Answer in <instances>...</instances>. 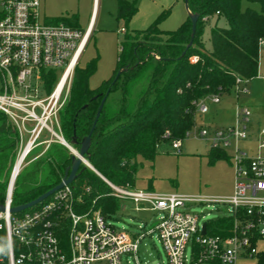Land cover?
<instances>
[{
    "label": "built area",
    "instance_id": "1",
    "mask_svg": "<svg viewBox=\"0 0 264 264\" xmlns=\"http://www.w3.org/2000/svg\"><path fill=\"white\" fill-rule=\"evenodd\" d=\"M90 31V26L80 30L62 21L51 22L43 15L40 0H0V112L18 132L17 158L21 156L22 161L36 147L43 152L51 143L64 145L58 112L68 97L72 71ZM261 43L264 39L259 40ZM195 60L194 56L190 58L191 62ZM51 69L59 73L57 79L50 91L43 89L46 94L39 98L34 83L40 81L44 86L42 71ZM246 83V79L235 78V100L239 93H247ZM219 97L213 94L198 99L194 102L196 112L206 113L205 99L218 103ZM249 116L246 105L236 104L233 124L212 130L198 127L195 132L207 139L211 148L232 150L229 158L234 178L227 196L155 194L104 180L114 197L132 202L136 209L157 213L155 224L148 228L139 225L133 233L114 227L98 209L77 213L70 184L63 185L39 206L12 213V189L8 185L0 202L4 205L0 211V248L5 250L0 254V264H122L123 256L127 264L130 259L134 264H145L138 249L147 236L159 242L165 264H231L238 256L256 254V242L264 239V129L257 131V153L250 156L238 146L248 137ZM188 135L189 130L183 137ZM167 136L165 131L163 137ZM169 144L179 152L181 138ZM83 190L87 192L89 187ZM202 203L227 206L224 215L232 218L227 236L207 234L206 225L204 234L200 233L202 212L188 207Z\"/></svg>",
    "mask_w": 264,
    "mask_h": 264
},
{
    "label": "trees",
    "instance_id": "2",
    "mask_svg": "<svg viewBox=\"0 0 264 264\" xmlns=\"http://www.w3.org/2000/svg\"><path fill=\"white\" fill-rule=\"evenodd\" d=\"M242 1L256 3L258 9L242 7ZM187 8L198 14L192 43L187 49L191 32L188 16L174 30L161 31L152 23L127 36L112 76L96 88L87 84L93 63L84 68L77 65L73 70L68 97L58 117L62 138L78 149L108 89L85 158L100 175L117 186H133L137 155L152 158L162 142L183 138L193 125L195 101L213 94H229L237 76L248 81L256 75L259 40L264 39V0H187ZM133 12L132 5L119 2V18L127 19ZM211 15L223 18L225 25L215 23L211 27L210 47L205 50L202 35L208 21L202 18ZM54 20L72 27L77 25L72 17ZM150 52H155L158 58L154 59ZM191 55L196 56L194 62L189 61ZM121 67L127 68L111 84ZM42 77L48 92L57 79V72L43 70ZM141 79L145 83L128 110V95ZM165 131L167 137H163ZM18 142L17 130L0 112V202ZM211 149L224 153L220 148ZM41 156L22 174V169L16 174L11 196L13 205L30 201L59 183L70 165L72 153L65 145L54 142ZM70 185L75 198L82 190L81 185L89 187V191L81 192L82 202L73 203L77 213L99 208L109 220L120 206V199L111 195V189L87 167ZM48 199L49 196L34 207ZM231 224V216L216 215L206 220L207 234L225 237ZM256 254L258 264L264 263V250Z\"/></svg>",
    "mask_w": 264,
    "mask_h": 264
},
{
    "label": "rangeland",
    "instance_id": "3",
    "mask_svg": "<svg viewBox=\"0 0 264 264\" xmlns=\"http://www.w3.org/2000/svg\"><path fill=\"white\" fill-rule=\"evenodd\" d=\"M120 1H125L134 7V12L127 19L118 17V4ZM241 5L242 7L248 5L258 9L256 3L242 1ZM40 9L46 15H62L64 18L72 17L76 19L77 28L84 30L92 9V0H40ZM186 17L187 12L184 0H96L90 35L75 66L78 65L84 68L87 64L93 63L94 69L87 77V84L90 88H96L112 76L127 36L132 35L135 31L148 28L152 23H155L161 31L174 30ZM208 17V22L203 28L202 35V43L205 50L210 47L209 33L211 27L215 23L221 26L225 25L223 18L215 15ZM51 22L58 21L51 19ZM150 54L154 59L158 58L155 52H150ZM193 56L196 59L195 55H191L189 61ZM139 82L131 88L128 95V110L133 107L138 91L143 87L145 80L141 79ZM34 84L37 88V97H43L46 93H44L42 82L39 81ZM2 85L3 78L0 74V92ZM246 88L247 93H239L237 100H235V93L233 92L220 95L218 103H212L205 99L208 110L203 114L195 113L193 125L189 129V135L181 138L179 152H175L168 142H162L156 148V153L152 158L137 155L135 157L136 166L133 186L128 188L151 191L155 194L179 193L205 197L229 195L234 178L232 160L229 158L232 150L224 148V153L218 150L214 151V149H211L209 141L200 138L195 132L198 127H206V129L212 130L222 129L233 124L235 105H246L250 115L248 137L245 140H240L238 146L242 147L250 156L256 155L257 139L255 136L257 130L264 129V43H261L258 47L256 75L247 81ZM70 147L77 151L74 147ZM17 149L19 150V142ZM39 149L40 147H36L24 158L20 166V170L22 169L21 174L37 158L42 157L43 152ZM16 158L6 178L5 192ZM84 162L85 167L96 173L103 181L106 180L110 184L117 186L100 175L87 159ZM104 183L108 186L105 181ZM81 186L80 189L82 190L80 191L83 193L85 192L83 190L85 185ZM81 192L76 196L78 203L82 202ZM119 205L118 210L108 220L119 230L133 233L137 231L139 225L144 224L148 228L158 221L156 212L136 209L135 205L128 200L120 199ZM93 209H98L101 213L99 208ZM226 209V205L218 203H202L188 207L190 211L202 212L203 217L200 218V224L216 215L226 214ZM190 244L186 248L187 258L190 257ZM256 249L258 251L264 250V239L256 242ZM138 255L141 262L145 264L156 261H160L163 264L166 262L164 252L154 236H147L142 239ZM125 258L126 256L122 257V264H127ZM258 260L257 254L253 256H238L231 264H258ZM129 264H134L131 259ZM185 264H188V262L186 261Z\"/></svg>",
    "mask_w": 264,
    "mask_h": 264
},
{
    "label": "water",
    "instance_id": "4",
    "mask_svg": "<svg viewBox=\"0 0 264 264\" xmlns=\"http://www.w3.org/2000/svg\"><path fill=\"white\" fill-rule=\"evenodd\" d=\"M184 6H185V9H186V12H187V16H188V18L190 20V24H191L190 39H189L188 43L185 46V49H187L192 43V38H193V35H194L195 24H196V21H197V18H198V14L197 13H192V12L189 11V9L187 8V0H184ZM183 54H184V51L181 53V55H183ZM126 68L127 67H121V68H119L117 70V72H116V74L114 76V79L112 80L111 84H113L115 82V80L117 79L119 74L121 72L125 71ZM107 92H108V89H107L105 95L101 98L100 103H99L98 108H97V111L95 113V117H94V120L92 122V125H91L88 133L80 141V144H79V147H78L77 151L73 150L70 147V145L63 140L64 141V145L71 150L72 156H71L70 165L65 168L63 176L61 177L59 183H57L55 186L49 188L48 190L44 191L43 193L39 194L37 197H35L34 199H32L30 201H27L25 203H21V204H18V205H13L9 209L10 212L17 213V212H20V211L25 210L27 208L33 207V206L37 205L38 203H40L41 201H43L48 196H50L51 194H53L55 191L60 189L63 185L71 184V182L76 179L78 174L86 166L84 161L86 159L85 155H86L88 147L90 145V136H91V133H92V131L94 129L96 120H97V118H98V116L100 114V111H101V108L103 106L104 100L106 98ZM81 164H84V165H83V167L80 168ZM13 169H14V166H13ZM13 169H12V172H11V176L9 178V183H8L9 186L14 182V179H12V178H14ZM3 210H4V205L2 203H0V211H3ZM205 225H206V222L203 221L201 223V231H200L201 234H204V232H205Z\"/></svg>",
    "mask_w": 264,
    "mask_h": 264
},
{
    "label": "crops",
    "instance_id": "5",
    "mask_svg": "<svg viewBox=\"0 0 264 264\" xmlns=\"http://www.w3.org/2000/svg\"><path fill=\"white\" fill-rule=\"evenodd\" d=\"M95 5H96V0H92V9H91V12H90V16H89V20H88V22H87V25H86V27L87 26H90V27H92V22H93V16H94V11H95ZM42 13H43V15L45 16V17H47V18H49V19H57V18H60V17H62V18H64V16H50V15H46V14H44V12L42 11ZM76 27H77V25H76ZM248 107V106H247ZM258 131V130H257ZM255 137H257V133H256V136ZM40 149H41V147H40ZM39 149V150H40ZM232 187H233V185H232ZM231 191H232V188H231Z\"/></svg>",
    "mask_w": 264,
    "mask_h": 264
},
{
    "label": "bare ground",
    "instance_id": "6",
    "mask_svg": "<svg viewBox=\"0 0 264 264\" xmlns=\"http://www.w3.org/2000/svg\"><path fill=\"white\" fill-rule=\"evenodd\" d=\"M61 85V84H60ZM59 85V86H60ZM22 164V158L21 156L17 158L16 162H15V165H14V169H13V175H14V178L16 176V174L18 173L19 169H20V166ZM12 178V179H14ZM12 186H13V183L10 185V189H12Z\"/></svg>",
    "mask_w": 264,
    "mask_h": 264
},
{
    "label": "clouds",
    "instance_id": "7",
    "mask_svg": "<svg viewBox=\"0 0 264 264\" xmlns=\"http://www.w3.org/2000/svg\"><path fill=\"white\" fill-rule=\"evenodd\" d=\"M5 250L3 248H0V254H4Z\"/></svg>",
    "mask_w": 264,
    "mask_h": 264
}]
</instances>
